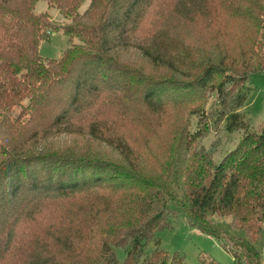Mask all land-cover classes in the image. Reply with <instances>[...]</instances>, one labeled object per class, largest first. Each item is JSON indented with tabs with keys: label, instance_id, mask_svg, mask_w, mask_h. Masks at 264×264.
<instances>
[{
	"label": "trees",
	"instance_id": "16d2710c",
	"mask_svg": "<svg viewBox=\"0 0 264 264\" xmlns=\"http://www.w3.org/2000/svg\"><path fill=\"white\" fill-rule=\"evenodd\" d=\"M37 1L0 0V264H184V255L159 246L157 234L172 227L176 212L170 204L235 264H263L255 241L264 219V127L250 129L239 109L252 89L248 77L264 71V0H46L67 22L61 29L70 46L57 59L39 51L59 26L50 12H34ZM197 20L214 33L193 35ZM130 49L163 68L165 78L151 80L126 56ZM211 92L219 99L216 122L227 117V130L244 128L218 164L212 151L195 147L207 122L185 134L187 114L208 117L203 104ZM172 109L179 120L171 140L180 135L179 143L167 145L156 168L137 166L139 137L128 127L151 134L150 120ZM26 115L45 126L16 146ZM73 135L112 147L124 161L78 154L74 145L24 149L40 136ZM78 198L77 208H63ZM46 203L55 218L38 233L31 225ZM217 215L231 217L230 229ZM31 230L44 240L23 243ZM117 247L126 251L123 263ZM201 264L221 263L203 255Z\"/></svg>",
	"mask_w": 264,
	"mask_h": 264
},
{
	"label": "rangeland",
	"instance_id": "374dc122",
	"mask_svg": "<svg viewBox=\"0 0 264 264\" xmlns=\"http://www.w3.org/2000/svg\"><path fill=\"white\" fill-rule=\"evenodd\" d=\"M50 12L51 21L59 26L57 31L53 32L49 39H44L40 42L39 51L41 55L45 58H60L64 51L70 46L69 36L63 32L61 29L62 25H65V18L61 12L54 7H51L46 0H39L34 5V12ZM80 11H83L81 8ZM170 18V17H169ZM174 21V20H173ZM174 23V22H173ZM172 23V26H173ZM259 23V20H258ZM238 26V25H235ZM236 27H231L227 34L232 33L233 30H236ZM190 30L193 35H197L199 38L200 35L204 36L214 33L215 27L207 29L204 27V23L201 20H197L194 24L190 26ZM180 32V31H177ZM78 42V40H76ZM126 56L138 67H140L146 74L150 76L151 80H163L165 78V71L163 68L154 65L150 60L144 58L136 50L130 49L126 51ZM247 85L251 87V92L248 95V99L243 107L239 111L245 116L246 121H248V127L252 130L260 132L264 127V71H259L251 74L248 77ZM218 95L215 92L208 93L207 100L203 104L205 114L208 116L202 118V114H187L189 120V127H186V133H195L203 122H207V129L205 130L204 135L197 140L195 147L199 150L205 148L209 152H213L212 160L215 164H218L226 153L234 149L239 143L242 135L244 134V128L235 129L233 131L227 130V120H222L221 122H216L217 110H218ZM22 112V111H21ZM172 113H167L168 116L162 117L158 122L157 117H154V120H150L149 129L152 131L151 134H147V131L140 128L139 132H136L135 127L129 126L127 131L130 137L138 136V143L134 146L135 153L137 155V166L140 164L146 169L150 170L156 168L166 156L167 145L173 146L177 145L180 141V135L178 139L171 140L173 138V123L179 120V112L172 109ZM17 116V113L15 114ZM27 115L22 118V121L27 120ZM202 118V119H201ZM201 120L203 122L201 123ZM25 129H23L21 135H25L19 142L17 140L16 146H20L23 142L30 139L27 136H30L35 129L41 128L42 123L38 122H24ZM42 126H45L43 124ZM4 127L3 125L0 130V143H2V137L4 136ZM55 136H50L48 139H42V136L36 139H31L29 143L24 147L25 151L29 152L37 151L39 147L47 145L50 147H67V146H77L82 152L78 154H85L91 158L103 159L115 163L116 165H121L124 161L121 155L114 150L112 147L104 145L98 141H86L87 139L83 136L73 135L66 136L62 138H55ZM20 143V144H19ZM88 148V149H87ZM63 149V148H62ZM69 149V148H65ZM85 151V153H83ZM76 153V152H74ZM2 157H0V160ZM136 159V157H135ZM125 163V162H124ZM81 199L71 200L68 203H62L63 208L66 210L69 207L77 208ZM173 209L176 210L175 213L169 214V219L172 222L171 228H165L158 232L157 237L160 240L159 246L164 248L169 256L173 257L175 253H180L184 255V264H201V257L207 255L213 257L216 261L221 264H235L234 258L228 253L222 245L210 235L200 232L195 227L191 226L188 223L186 214L180 210L175 204H170ZM43 215L40 219L37 220L36 225H31L35 227L34 230L38 233L45 232L47 227L53 223L55 214L51 211L52 206H48L47 203L44 207ZM50 212V213H48ZM48 213V215H47ZM215 220L224 228H229V222L231 221L230 216H215ZM30 224V221L27 222ZM67 223V222H66ZM63 223V224H66ZM38 224H41V228H38ZM64 225H61L63 229ZM239 233H242L240 230H236ZM33 230L29 231L26 235L22 237L23 243L33 241L34 245L37 240L43 241L44 234L41 238L36 235L32 236ZM101 237L95 235L91 242H95L94 248H97L101 242ZM52 241V240H50ZM49 241V242H50ZM43 243V242H42ZM41 244V242H40ZM255 246L259 249L262 257V263L264 264V219L262 222L261 232L258 234L255 241ZM156 247L154 242L149 243L147 250L151 252ZM19 252H23L24 249H21ZM90 248V247H88ZM33 247L29 250L32 251ZM28 251V250H27ZM90 251V250H89ZM55 252V251H54ZM53 253V252H52ZM116 255L121 263L124 262L126 258V251L123 247L116 248ZM19 259V258H18Z\"/></svg>",
	"mask_w": 264,
	"mask_h": 264
},
{
	"label": "built area",
	"instance_id": "2783aa9c",
	"mask_svg": "<svg viewBox=\"0 0 264 264\" xmlns=\"http://www.w3.org/2000/svg\"><path fill=\"white\" fill-rule=\"evenodd\" d=\"M263 252H264V248H263Z\"/></svg>",
	"mask_w": 264,
	"mask_h": 264
}]
</instances>
